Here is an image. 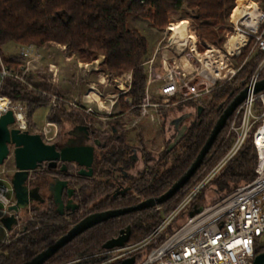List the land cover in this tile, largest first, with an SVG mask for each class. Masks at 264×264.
<instances>
[{"label":"trees","instance_id":"trees-1","mask_svg":"<svg viewBox=\"0 0 264 264\" xmlns=\"http://www.w3.org/2000/svg\"><path fill=\"white\" fill-rule=\"evenodd\" d=\"M140 1L0 0V48L8 42L37 48L57 44L65 47L68 56L77 55L84 61L103 56L100 68L108 75L118 76L124 72H131L130 89L120 96L118 104L125 117H138L140 115L138 106L145 97L148 80L146 63L150 60L153 50L151 52L147 36L133 26L131 20L146 19L153 28L161 31L171 22L172 14L182 12V19H190L200 42L219 48L225 42L223 27L226 26V16L231 10V15L239 8L238 12H240L249 0H239V2L238 0H142V3ZM260 2L264 11V0ZM252 43L253 39L242 49L239 56L233 57L237 72L230 80L219 81L206 96L198 100H186L159 112V116L164 121L172 111L181 112L192 108L196 110L195 117L185 125L187 129L182 138L170 151H167V147L175 137L172 141L171 139L166 141L163 150L155 157L144 145L140 133L136 134L134 141L130 139L129 132L122 128L123 118L110 120L107 124L121 131L120 147L116 149L112 146L109 150L101 152L98 159L104 157L106 162L102 165L98 161L97 168L121 165L124 169H129L131 164L125 153L129 149V144H138L141 147L144 170L139 179H132L133 186L130 192L113 195L115 189L113 186L96 180L71 177L70 186L76 190L78 193L76 197H80L82 202L79 211L60 216L53 206L46 211L32 209L27 221L22 224L20 234L16 236L14 233V236H9L10 242L3 246L0 264H28L35 255L53 244L88 213L132 207L141 200L157 198L165 193L190 167L222 110L244 89L262 60L264 52L257 50L250 53ZM204 49V46L198 48L200 52ZM2 64L20 75L24 69L22 63L13 59L2 58ZM36 75L26 73L22 77L35 90H29L22 82L7 77L3 80L0 94L7 97L13 105L26 107V131L30 134H40L44 139L43 132L36 129L33 123V113L37 108L49 105L47 98L40 92L57 94L58 92L42 79L36 82L34 78ZM260 79H264V68L259 74L258 80ZM258 105L256 103V106ZM235 112L215 138L199 168L166 202L154 208L109 219L86 230L60 248L43 264H68L100 253L106 241L127 228H130L127 244L148 237L229 151L235 139V135L229 132V125L234 119ZM47 122L56 127V135L50 141L55 143L61 136L63 124L70 123L74 127L83 121L80 115L61 107L49 108ZM236 123H240V116L236 118ZM161 125V131L164 133V124ZM258 126L259 123H256L252 127V132ZM96 138L110 139L106 131H96ZM150 163L154 164L150 166ZM226 164L218 177L212 180L219 193L226 190L230 193L255 177L256 152L251 136ZM100 173V175L106 174L104 171ZM240 182L242 183L239 184ZM230 184L233 185L231 190ZM203 188L193 200V204L198 207L209 205L228 194L224 193L217 199L206 202L208 197ZM181 220L180 222H183ZM162 239L163 237L158 242ZM152 247V245L146 247L143 252ZM256 251L264 252V246ZM93 262V258H88L80 264Z\"/></svg>","mask_w":264,"mask_h":264},{"label":"built area","instance_id":"built-area-1","mask_svg":"<svg viewBox=\"0 0 264 264\" xmlns=\"http://www.w3.org/2000/svg\"><path fill=\"white\" fill-rule=\"evenodd\" d=\"M251 1L257 15L256 23L247 25L243 24L241 19L238 22L231 19L230 30H227L226 26L223 31L225 34L228 33L225 35L226 40L219 48L200 42L194 27L187 20L184 22L187 35L185 38L180 37L172 30L171 25L174 23H169L161 32L163 39L166 40V45L160 48L159 42L153 56L146 63L150 78L145 88V97L138 106L140 115L130 119L125 127L138 126L140 118L149 116L153 120V116L149 114L150 109L159 112L160 109H169L186 100H198L206 96L219 81L230 80L237 72L233 57L239 56L251 39H253V43L250 53L257 50L264 52V11L261 9L260 1ZM237 36L241 37V40L236 39V42L227 46L228 41ZM171 46L176 49L175 57L184 50H188L192 54L189 71L183 67L181 61L178 64L171 62L169 58L165 61L163 50L170 53ZM200 46H204L203 52L198 50ZM158 51H161L160 62L163 70L158 79L155 78L154 81H151ZM195 62L200 65L196 66ZM79 67L86 70L87 65L80 64ZM263 68L264 56L247 85L258 81ZM30 70L28 66L24 67L22 76L17 72L10 71L2 64L0 53V90L3 80L7 77L22 82L29 90H35L33 86L28 85L22 79L23 75L29 73ZM52 74V79H54L55 74L53 72ZM101 75L103 80L113 83L114 88L118 90V96L129 91L131 72H124L112 77L103 71ZM103 80H98V84H102ZM150 85L155 86L152 95L159 100L154 103L151 102ZM40 93L47 98L50 108L58 109L63 106L68 111H75L81 117L95 122L97 120L106 121L113 112L112 107L117 103V99L115 101L110 99V96L102 94L95 84L89 86V91L84 98L86 102L95 103V107L58 94ZM256 103L259 105L256 106ZM9 110L12 111L14 118L12 127L25 131L27 129L26 108L13 105L7 97L0 94V118ZM238 116H240L239 124L236 123ZM256 123H259V126L252 132V127ZM48 132L49 130L45 129L44 133ZM229 132L235 135L229 151L207 174L204 181L190 192L148 237L136 244H126L121 248L103 250L68 264H80L81 261L88 258H93L94 262L91 264H114L134 255H144L143 259L139 256L134 264H252L254 257L259 254L256 249L264 246V242H259L264 235V91L257 94L250 93L246 97L236 109L234 119L229 125ZM249 136H251L256 152L255 177L209 205L202 207L194 205L193 200L198 191L234 157ZM12 153L10 150L9 156L12 157ZM4 173L6 172L0 171V218L9 214L8 209L14 203L12 187L9 182L4 181ZM195 206L198 209L197 212L193 210ZM186 212L189 214L185 215ZM190 213H193L192 216ZM181 219L184 221L180 222ZM20 231L21 227L16 234H20ZM161 237H163L162 241L158 242ZM9 239L7 237L3 244H7ZM150 245L153 247L143 252Z\"/></svg>","mask_w":264,"mask_h":264},{"label":"water","instance_id":"water-1","mask_svg":"<svg viewBox=\"0 0 264 264\" xmlns=\"http://www.w3.org/2000/svg\"><path fill=\"white\" fill-rule=\"evenodd\" d=\"M264 91V79L256 81L252 85H246L232 101L222 110L219 117L216 119L214 126L210 132L209 137L200 149L199 153L191 163L186 172L175 182L172 186L161 196L157 198H150L141 200L137 205L122 209L107 210L103 212L92 213L79 220L72 226L63 236L58 238L53 244L35 255L28 264H43L48 258L55 254L60 248L72 241L86 230L103 223L109 219H113L124 214L143 209L154 208L155 206L166 202L177 191H179L195 173L201 165L203 158L211 148L215 138L219 132L224 128L228 118L236 111L242 104L246 97L252 93L257 94ZM186 117L174 122L177 134L174 140L168 145L167 151H170L177 142L182 138L187 127L179 124ZM14 124L13 113L11 110L4 113L0 118V166L7 160L10 149L13 154L14 170L9 175V183L14 194V203L9 207V216L0 218V223L11 231L13 227L17 226L21 210H28L29 205L34 201L35 193L38 189H29V172L34 171L43 163H47V168L53 169L56 163H62L61 171L66 170V163H75L81 169L78 172L80 176H92V162L94 157V147L85 145L81 142H76L72 145L56 146L54 144H47L44 142L40 134H30L26 130L21 131L18 128L12 127ZM77 131L83 132L87 139L88 130L85 126L76 127ZM76 135V134H71ZM48 191L51 193L53 203L55 205V212L63 216L66 210L74 209L76 205L71 200L74 190L68 187L67 181L55 180L53 184L48 186ZM66 194L68 200L64 202L62 195ZM193 213H190L192 216ZM24 231V229H22ZM130 238V228L121 230L119 234L106 241L103 244V250H111L125 246ZM141 255H134L119 262V264H134ZM144 258V255L141 256ZM252 264H264V252L257 254L254 257Z\"/></svg>","mask_w":264,"mask_h":264},{"label":"rangeland","instance_id":"rangeland-1","mask_svg":"<svg viewBox=\"0 0 264 264\" xmlns=\"http://www.w3.org/2000/svg\"><path fill=\"white\" fill-rule=\"evenodd\" d=\"M253 1L254 2H256V1L258 2L260 0H253ZM238 2H239V0H238ZM246 4L247 3L244 4L243 9L240 12H238V10L240 9L239 8L234 14L231 15V12H232V10H231V12L226 16V26H227V30H230V26L232 25V23L230 22L231 19L233 21H236L238 19L239 15H240V13L242 11H244V8H245ZM258 6H259V4H258ZM182 17H183V13L182 12H178V13L172 14L171 15V22H174V25H171V27L172 26L173 27L175 26V27H178L179 29L183 30L185 32V37H186L187 35H186L185 23L184 22L187 20L189 22V24H191V21H190V19H182ZM180 21H182V22H180ZM131 23L133 24V26L137 27L143 34H145L147 36L148 42H149V47L151 49V52H152V50L154 48L155 49L157 48V45H158L159 42H160V44H159V47L160 48H162L163 46L166 45V42H165L166 40L163 39V35L161 34V32L164 29L161 30V31L158 30V32L154 34V32L151 31L153 27L151 26V24L149 23V21L146 20V19H138V20H135V21L134 20H131ZM226 26L224 25L223 30H224V28ZM223 35H224L225 40H226V36L225 35H228V33L227 34L224 33ZM38 49L39 48H37L36 46H32V45L31 46H23V45L16 44L14 42H8V43H6L5 45H3L0 48V53H1V56L4 59L17 60V59L20 58V55H24L25 57H27L29 53H32V52L34 53V51H37ZM53 51H55V50H53ZM163 51H164L163 52V57L164 58L165 57L167 59L169 58V59H171V62H174V63H177V64L181 61L183 67L187 71H189L191 69L190 62H191V59H192L193 56H192L191 53H189L188 50H184L183 52H181V54L179 56H176V57H175L176 49L174 48V46H171L169 48V52L170 53H168L167 50H163ZM160 53H161V51H158L157 56H156V59L154 61V66L157 68V71L158 72L160 71L159 70V68H160L159 63H161L160 62ZM60 61H61V56H59V58L55 59L54 62L55 63H59ZM195 65L196 66H199L200 64L197 63V62H195ZM95 67H96V65H95ZM88 69L90 70V67L89 68H86V70H84L82 68V70H80V72L77 71V75L75 74V72H74L73 75L74 76L76 75L79 80H80V77H81V80L80 81H82L83 80L82 77L83 76L85 77V74H88V75L90 74L91 70L89 72ZM96 72L98 73V77L96 78L97 79V83H98V80H100L102 78L101 77L102 76L101 75V72H103V70L100 68L99 71H96ZM112 77H114V76H112ZM96 79H95V76H91V79L90 80L91 81H96ZM35 80L38 82L41 79H35ZM43 80L47 84L49 83V82L46 81V80H48V78H45ZM84 80H86V79L84 78ZM83 88H84V86H83ZM99 88L100 89H104V92H105L104 94L106 96H110V99L115 100V101L117 99V103L112 107L113 108V112L112 113L118 112V108H119L118 102H119L120 96H118V90L116 88H114L113 83L111 81H108L107 82L104 79L103 80V83L102 84H99L98 89ZM48 93L57 94V93H54V92H48ZM150 96L152 97V99H151V102L152 103H154L156 101H159L157 99V97H155V96H153L151 94H150ZM66 98L75 99V97H66ZM48 103H49V101H48ZM18 106H20L21 108L22 107L23 108L25 107L23 105H18ZM61 107L67 110V108H65L63 106H61ZM93 107H94V105H93ZM49 108H50L49 105L48 106H42V107L37 108L34 111L33 118H32L33 119V123H34L36 129L41 130L43 132L44 139H45L44 141H46V142L52 141L54 139V137L56 135V131H57L55 126H53L52 124H50V123L47 122V115H48V112H49ZM161 110L162 109H160L159 112ZM71 112L75 113V111H71ZM195 114H196V110L194 108H192V109H185V110H183L181 112L172 111V112H170L168 114L167 117H165L164 121L162 120V117H160V116L155 121H154V119L152 120L149 117H144L143 119L144 120H148L149 122L146 121L143 124H139L138 125V128L136 127L135 129H139V130L142 129L143 130V134L142 135H143L144 145L156 157L158 155V153H160V151L163 150V147H164L165 142L168 141V140H170V139L172 141L173 138L177 134V130L174 129V127L172 126V122L175 119H177L178 117L183 118L185 116H188V117H186L180 123V126H179V128H180L182 124L183 125H188L190 123V121L195 117ZM129 121H130V119H128L126 122H129ZM105 123H106L105 120L104 121L97 120L96 123L94 124L95 125L94 127H100V128H102V129H104L106 131L107 126H106ZM162 123L164 124V133H162V131H161L162 130V125H161ZM45 129H47V130L48 129H51V132L44 133ZM69 129H72V125L70 123L63 124L62 130H61V135H63L62 137H64V134L67 133V131ZM128 132H129L130 139L134 141L135 140V136H136V134L138 132H136V131H134L132 129L129 130ZM62 137L60 136V138H59V140L57 142H61L60 140H61ZM222 158L219 160V162L222 160ZM153 164L154 163H150V166H152ZM226 166H227V164H225V166L220 170V172L213 179H216V177H218V175L222 172V170ZM142 167L143 166L141 165V163H138L136 166H134V169L132 170V173L134 174L135 171H136V169H138V168L139 169H142ZM1 170H3V171L6 172L3 175V179H4L5 182H8L9 181V175H10L11 171L14 170L13 157L9 156V158L3 163V165L0 166V171ZM206 176L204 177V179L206 178ZM204 179L202 181H204ZM212 180L210 182H208L204 186V188H203L206 197H208L206 202L213 201V200L217 199L218 197H220L221 195H223L224 193L225 194L228 193V191H229V190H226V191H223L221 193L217 192L216 186H215V184L213 182L214 180L213 181ZM202 181H201V183H202ZM241 183L242 182H240L239 184H241ZM232 187H233V185L230 184V187H229L230 190L232 189ZM193 210H194V212H197L198 209L195 206L193 208ZM184 214L185 215H188L189 213L186 212ZM182 216H184V215H182ZM28 217H29L28 211L27 210H21L20 213H19V218H18L19 219V225H18V227H16L13 230V232L16 233L20 229V227H22V224L27 221ZM181 221H183V220H181ZM8 235L9 236H11V235L14 236V233H10ZM18 235L19 234H16V236H18ZM6 239H7V233H6V231L0 225V254L2 253L3 246L7 245V244H3ZM9 242H10V239H9ZM259 242H261V243L264 242V235L261 237V239L259 240ZM136 243H138V242L130 243L129 245L136 244Z\"/></svg>","mask_w":264,"mask_h":264},{"label":"flooded vegetation","instance_id":"flooded-vegetation-1","mask_svg":"<svg viewBox=\"0 0 264 264\" xmlns=\"http://www.w3.org/2000/svg\"><path fill=\"white\" fill-rule=\"evenodd\" d=\"M118 118H123V124L122 128L126 131L131 130V127H125V125H128L129 122L127 121V117H125V114L121 112V110H118L116 113H112L109 115V117L106 120V132H108L110 139L107 140H99L96 138V131H105L104 129L100 127H94L95 121H90L86 117H82V123L79 125H76L72 127V129H69L67 133L61 135V142H55V143H50L46 142L47 144H54L56 146H62V145H72L75 144L76 142H81L85 145H91L94 147V157H93V162H92V176H80L78 175L79 170L81 169L78 167L75 163H66L65 168L66 170L61 171L62 163L57 162L56 167L53 169L47 168V163H43L41 166H39L37 169L34 171L29 172V189H38V193L34 195V201L32 204L29 205L28 214H30V211L32 209H39L42 211H46L49 209L51 206H53L55 210V205L53 203V198L51 196V193L48 191V186L50 184H53L55 180L59 179L62 181H67L68 182V187L74 190V194L71 197V200L73 203L76 205L74 209L70 208L69 210H66L64 214H69V213H74L78 212L79 208H81V198H77L76 195L78 194L74 188L70 186V178H83L87 180H96L98 182H101L103 184L113 186L114 192L112 193L113 195L116 194H124L126 192H130L131 187L133 186L132 179H139L141 177V173L144 170V163H143V158H142V152H141V147L138 144H129V149L125 153L127 156L128 162L131 164V167L129 169H124L121 165H107L106 167H103L102 169L97 168V162H101L102 165L105 164L106 158L100 157L99 155L101 152H105L109 150L112 146H115L116 149L120 147L119 144V138L121 135L120 130H115L112 125H108L107 123L110 120H115ZM95 122V123H94ZM78 126H85L87 127L88 134H87V139L83 140L85 137V134L83 132L77 131L76 127ZM105 126V127H106ZM138 127V126H136ZM135 128V127H134ZM71 134H76L71 135ZM45 140V139H43ZM114 153H112L113 155ZM138 163H141L143 166L142 169H136L135 173H132V170L134 169V166H136ZM105 172L106 174L100 175V172ZM12 172V171H11ZM66 176V177H65ZM62 198L64 202L68 200L66 194L63 192ZM89 208V207H88ZM113 210V209H110ZM107 211V210H105ZM103 212V211H100ZM92 213H97V212H91L88 213L87 215H90ZM85 215L84 217H86ZM83 217V218H84Z\"/></svg>","mask_w":264,"mask_h":264},{"label":"crops","instance_id":"crops-1","mask_svg":"<svg viewBox=\"0 0 264 264\" xmlns=\"http://www.w3.org/2000/svg\"><path fill=\"white\" fill-rule=\"evenodd\" d=\"M170 23H174V22H170ZM191 25L193 26L192 22H191ZM194 29H195V27H194ZM151 31H153L154 34L158 32V30L155 28H152ZM53 50H55V51H53ZM154 51H155V48L153 49V53H152L151 57L153 56ZM59 56H61V61L59 63H55L54 62L55 59L59 58ZM15 61L22 63L24 67L28 66L31 69L29 73L37 74L34 77L35 79H42L43 80L45 78H48V80H46V81L49 82L48 84H50L58 92V95H60L62 97H75V99H77L79 102L84 103L87 106L93 107V105H94V107H95V105H96L95 103L86 102L84 98L89 91L90 85L95 84V85H97V88L99 86V84L97 83V79H96L98 77V73L96 71H99V69H100V64L103 61V56H98L94 60L84 61L77 55L68 56L66 51H65L64 46L57 45V44H50L49 46L40 47L37 51H34V53L33 52L29 53L27 57H25L24 55H20V58L15 60ZM80 64L81 65L86 64L87 68L90 67V70H91V72H90V70L88 69L90 74L89 75L85 74V77L84 76L82 77L83 78L82 81H80L81 77L79 80L78 77L76 76L77 71L80 72V70H82L79 67ZM160 64L161 63H159V66H160L159 72L157 71V68L155 66L153 67V72L151 75V81H154L155 78L158 79L160 77V75L162 74L163 69H162V65H160ZM95 65H96V67H95ZM147 68H148V66H147ZM51 71L55 74L54 79H52L53 74ZM74 72L76 74L75 76L73 75ZM91 76H95L96 81H91L90 80ZM84 78L86 80H84ZM149 78H150V74L148 72V80H149ZM100 80L102 81L103 79L101 78ZM148 80H147V82H148ZM154 84L156 85L157 83L155 82ZM83 86H84V88H83ZM100 88L98 90L102 94H104L105 93L104 89H100ZM153 89L155 90V86L150 85L149 86V92L151 95L153 94ZM118 110H120V106H119ZM149 114L153 116L154 121L156 119H158V117H159V113L152 111L151 109H150ZM127 118L128 119H134L135 117H127ZM180 119H181V117H178L177 119H175L172 122V126L174 127V129H176L174 122L177 120H180ZM139 120H140L139 124H143L146 121L149 122L148 120H144V119L142 120V118H140ZM179 126H180V124H179ZM135 128H132V130L140 133L141 135L143 134L142 129L139 130V129H135ZM48 130H49V132H51V129H48ZM142 139H143V135H142ZM9 215L10 214H6L3 217H7ZM18 218H19V216H18ZM18 223H19V219H18ZM0 225L6 231L7 237L9 236L8 234H10L15 229V226H14L11 231H7L6 228L1 223H0Z\"/></svg>","mask_w":264,"mask_h":264},{"label":"bare ground","instance_id":"bare-ground-1","mask_svg":"<svg viewBox=\"0 0 264 264\" xmlns=\"http://www.w3.org/2000/svg\"><path fill=\"white\" fill-rule=\"evenodd\" d=\"M246 3L247 4H246V6L244 8V11H242L240 13L238 19L235 22H238L241 19V22L243 24L254 25L256 23V20H257V15H256V12H255V7H254V5H253V3H252L251 0L247 1ZM249 19H250V21H249ZM172 30H174L176 34H179L180 37H182V38L185 37V32L183 30L179 29L178 27H175V26L173 27L172 26ZM236 39L237 40H241V37H238L237 36V37L231 38L229 40V42L227 43V46L232 45L234 42H236L237 41ZM164 59H165V61L168 60L166 57ZM12 157H13V154H12ZM16 218L18 220V216H16ZM18 225H19V223L17 224V227H18ZM11 233H15V232L12 231Z\"/></svg>","mask_w":264,"mask_h":264}]
</instances>
